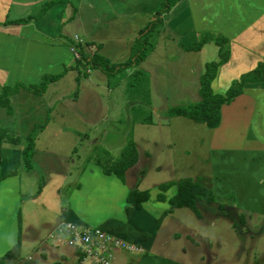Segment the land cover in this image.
<instances>
[{
  "label": "crops",
  "instance_id": "obj_1",
  "mask_svg": "<svg viewBox=\"0 0 264 264\" xmlns=\"http://www.w3.org/2000/svg\"><path fill=\"white\" fill-rule=\"evenodd\" d=\"M107 1L116 9H104V2ZM161 3L162 0H103V5H100L98 0H0V89L2 86L14 87L17 84L26 88L37 86L44 76L62 74L57 81L48 84L42 95L30 94L24 89L11 95L9 98L12 113L8 116H15L19 101L23 103L28 100L25 95L45 97L52 94L68 74L78 75L82 67L76 69L77 60L72 48L79 55L80 61L82 56L79 52L89 61H115L116 57L104 55L106 53L119 54L117 60H124V56L129 60L136 39L140 37L145 26L147 30ZM179 8L181 10L176 14ZM172 13L175 15L169 21L170 29L174 33L186 29L181 32L184 36L182 42L177 44L185 52H189L187 49L197 33L210 32L228 40L230 58L218 69L211 83L214 94L224 95L233 81L252 71L264 59V0H183L168 14L163 15V24ZM163 24L161 27L167 29ZM75 36L81 39L83 44H79L74 39ZM146 58L137 67H132L130 74L139 71ZM92 67L93 64L83 68L86 69V76L88 75L84 76V82L88 79V82H91L89 75H93L90 69ZM203 70L204 66L199 70L201 75ZM99 71L92 76L93 85L90 84V91L95 94L99 88L101 92L104 90L102 98H107L105 115L101 119L104 126L97 129L98 124L91 126L90 134L95 138L92 143L88 142L90 139L87 140L88 136L83 132L77 133L78 142L71 154L75 165L80 164L82 158V154L76 153L78 148L87 152L89 146L101 145L109 157L117 154L118 150L114 151V145L106 147V144L125 141L127 132L120 133L119 129L106 126L109 122L116 124L122 118L123 121L127 118V122H131L128 125L132 127L137 124L146 127L154 124L145 125V120L140 121V117L135 116V111H140L146 102L142 103L140 99H136L137 102L131 100L134 94L127 84L129 75H114L112 80H109L101 69ZM105 76L106 79L101 83L100 79ZM148 79L144 83L146 89L144 85L142 89L144 95L149 94L150 102L147 107L156 115L157 109L151 103V77ZM131 86L133 87V83ZM71 93L72 90L68 96L70 101L73 100ZM49 99L47 103L42 104L47 111L54 109L56 105L59 106L60 113L61 110L67 109L63 104L64 100H58L48 106ZM220 116L219 126L207 130L210 164L207 188L213 193L215 202L224 198L243 215L255 213L263 216L264 83L244 85L241 95L234 98L230 104L221 106ZM149 121L152 122L151 117ZM99 136L104 139L103 143L100 142ZM19 138L23 139L20 136ZM32 149L31 159L34 161L37 155L35 144ZM18 159V151L12 147H7V152L0 157V264H79L76 253L71 248L50 240L49 234L62 223L98 227L109 220L119 221L137 233L149 235L146 241L131 240L139 244V251L133 254L117 252L114 264L118 258L122 261L121 264H186L156 250L159 246L167 247L171 240L178 237L172 233L171 228L165 231L161 229L162 219L179 210L173 209L169 212L167 201L175 194L174 188L160 192L166 198L165 202H160L155 192L158 187L142 189L138 181L132 185L126 177L122 183L114 175H104L100 167L92 162L87 163L86 160L80 171H77L78 165L75 170L79 185L76 183L75 187H70L69 200L73 202L72 206L62 210L60 218L52 224V228L42 239L38 236L37 225H32L29 235L24 236L20 205L30 199H22L19 168L13 166V169L11 166L21 165ZM6 167L12 169L4 172ZM100 173L102 176H99ZM86 184L91 185V190L87 191ZM132 189L148 190L150 193L149 201L139 210L126 202L127 194ZM95 198L97 202L93 203ZM79 204L83 205L78 207ZM25 205L28 208V203ZM114 205L119 207L115 208ZM86 208L90 210V214L85 216L82 210ZM197 221L199 222V219ZM45 225H49L48 222ZM187 233L185 239L189 241L192 235L195 236L199 232L192 230ZM19 238V257L4 259L3 256L12 249ZM198 239L200 246L192 242L187 243L189 245L186 244L184 249H179L180 252H188L193 261H199L201 255H204H200V249L205 253L204 243L200 242L203 240ZM73 255L76 256L75 260H72Z\"/></svg>",
  "mask_w": 264,
  "mask_h": 264
},
{
  "label": "rangeland",
  "instance_id": "obj_2",
  "mask_svg": "<svg viewBox=\"0 0 264 264\" xmlns=\"http://www.w3.org/2000/svg\"><path fill=\"white\" fill-rule=\"evenodd\" d=\"M98 3L103 5V0H98ZM103 8L106 10L108 8L110 10L116 9L108 1L104 2ZM180 8L177 9L176 14L181 10ZM119 11L121 12V10ZM175 13L170 14L164 21L163 26L167 29L159 26L156 28V32L153 31L148 34V44L144 54V58H147L139 71L130 74L131 67L114 74L129 75L130 80L127 84L132 88V94H134V98L131 96V100L137 102L136 99H140L139 101L142 103L146 102L140 111H135V116L140 117V121L141 119L149 121V117H151L152 122H146L145 125L154 123L147 127L139 124L132 127V125H128L131 122H127V118L124 121L122 118L116 124L109 122L106 125L112 129H119L120 133L127 132L125 141H109L110 143L106 144V147L114 145L115 152L118 150L115 156L112 155V158L116 159L119 156L128 140L135 142L140 163H136L125 173V177L132 185L137 184L138 181L142 189L150 190L162 184L177 183L184 178L206 188L208 186L210 172L208 129L190 120L173 116L171 110L181 107L187 108L199 102V82L201 81L199 70L211 63L217 56L211 46L195 53L185 52L183 48L177 45L182 42L184 36L181 32H185L186 29L175 33L170 29L171 22L169 23V21ZM145 31L146 26L141 34ZM200 34H196L193 42L199 41ZM104 55L116 57L115 61H108L112 65L119 64L122 66L128 60L125 59V56L124 60H117L119 54L116 53ZM90 69L93 73L92 76L100 72V68L96 66ZM85 70L82 68L75 76L68 74L66 79L56 87L57 89L45 97L25 95L28 100L23 103L18 102L13 117H9L5 109H0V133L7 135V138L0 140V157L7 152V147H12L18 151V161L21 165L11 166L19 168L22 199H30L26 202L28 208H26V203L20 205L24 236L29 235V229L32 225L39 226L38 236L41 239L46 236L52 228V224L60 218L62 210L69 209L73 204L69 200L70 187H75L76 183L79 185L78 174L76 175L75 172L77 165V171H80L88 157H95L96 151L103 150L101 145L89 146L87 152L78 148L76 153L82 154L81 163L75 165L72 162L71 154L78 142L77 133L83 132L84 135L88 136L87 140L90 139L88 142L92 143L95 138L90 134L91 126L98 124L96 129L104 126L101 119L105 115L104 109L107 98H102L104 97V90L102 93L100 88L97 93H91L92 76L89 75L91 77L90 83L88 82L89 79L84 82ZM114 75H107V77L112 80ZM148 77H151L153 85L151 86L153 93L151 103L157 109L156 115L152 114L147 107L150 102L149 94L145 93L144 95L142 89L144 83L149 80ZM104 79L106 76L102 77L100 82L103 83ZM132 83L133 87L131 86ZM144 89H146L145 85ZM71 90L72 101L68 98ZM48 99L50 100L48 106L58 100H64L63 104L67 109L61 110L60 113L59 106L56 105L54 109L47 111L42 104L47 103ZM43 126L45 127L41 132ZM19 136L23 139L20 140ZM9 137L19 139V142L13 144L9 141ZM99 139L103 143L104 139H101L100 136ZM30 144L32 147L35 144L37 155H35L34 161L30 157L28 163L32 171L27 172L29 169L28 164H26L27 158L23 156V150ZM14 167L13 169H15ZM10 169L12 168L6 167L4 172ZM99 176H102V173ZM98 182L102 181L98 180ZM85 186H87V191L91 190L90 184ZM173 188L176 193V186ZM92 190L96 189L92 188ZM155 192L157 195L161 194L158 189ZM84 201L86 202V199ZM92 202L96 203L97 198ZM219 202L208 205L202 199L196 200V207L201 216L199 222L196 215L188 209H179L172 215L163 218L161 229L165 231L171 228L173 229L172 233L178 237L171 240L167 247L159 246L156 250L186 264H264V215L255 213L243 215L225 199V208L219 210ZM82 205L79 204L78 207ZM118 207L115 206V208ZM82 211L85 216L90 214V210L88 211L87 208ZM26 215L27 217H25ZM46 222L49 225H45ZM192 230L199 233L195 236L192 235V238L187 241L185 236H188L187 232ZM198 238L203 240L200 242L204 243L203 250L205 253H202V249H197L200 255H204H201L199 261H193L188 252L183 253L179 249H184L187 243L192 242L196 246H200L199 241H197ZM197 250H195L196 253ZM75 258L76 256L73 255L72 260ZM121 262L118 258L116 264H121Z\"/></svg>",
  "mask_w": 264,
  "mask_h": 264
},
{
  "label": "trees",
  "instance_id": "obj_3",
  "mask_svg": "<svg viewBox=\"0 0 264 264\" xmlns=\"http://www.w3.org/2000/svg\"><path fill=\"white\" fill-rule=\"evenodd\" d=\"M183 0H162L161 9L155 14L153 21L150 22L145 33L141 34L140 37L135 41L133 46L132 57L125 62L122 66L119 64L112 65L106 60H101L97 62L96 60L89 61L87 57L84 56L82 52L79 54L82 56V60H77L76 69L79 70L85 68L89 65H94L99 67L101 71L108 75H114L119 71L126 70L131 67H137L142 63L145 57V50L148 44L147 35L156 28L163 24V15L168 14L178 3ZM26 20H24L25 22ZM213 47L216 59L212 60L204 66V71L201 75V81L199 82L200 88V100L196 105L187 108H176L171 110L173 116L184 118L190 120L191 122L203 125L207 129L217 128L220 124V108L222 105L230 104L234 98L241 95L243 92L244 85L246 84H262L264 83V59L257 64V66L250 72H247L231 83L229 88L225 91L224 95L214 94L211 90V83L215 79L217 71L220 67L225 65L230 58L229 42L223 36H215L210 32H203L200 34V39L197 42H193L189 45L187 51L189 52H200L205 47ZM62 74L58 75H47L43 77L42 82L37 86H30L28 88L17 84L14 87L2 86L0 89V109H5L6 113L10 115L12 113L11 106L9 103V97L19 90L24 89L27 93L42 95L45 93L48 84L57 81ZM150 123V121L145 120ZM7 135L0 133V140H3ZM7 138V137H6ZM28 138V137H27ZM30 140V138H28ZM9 141L13 144H17L19 139H11ZM32 145H28L26 149L23 150V156L27 158L26 164H28V169L30 170V165L28 163L31 153ZM28 154V155H27ZM138 161V154L136 152V146L134 141L128 140L125 147L120 152L116 159L109 157V154L104 150L96 151L95 157L87 158V163H94L101 168L102 173L106 176L114 175L120 182L124 183L125 173L136 165ZM176 186V193L168 199L167 203L170 207L169 212L173 209H188L196 215V218L200 219V213L196 207V200L202 199L205 204H213L215 198L213 193L208 190V188L203 185L193 182L190 179H181L179 182H170L167 184H162L158 187L161 193L166 192L171 187ZM150 199V193L148 190L139 191L136 189L130 190L126 197V202L134 209H141L143 204L147 203ZM157 200L160 202H165L166 198L163 194L157 195ZM224 198L220 200L218 204V209L223 210ZM126 214H129V208L126 209ZM102 230H111L116 233H123L129 240L139 239L141 241H146L149 235L145 233H137L130 226L123 224L116 220H109L103 225L98 226ZM20 229V220H19ZM20 238L18 242L9 250L4 256V259H17L20 254Z\"/></svg>",
  "mask_w": 264,
  "mask_h": 264
},
{
  "label": "built area",
  "instance_id": "obj_4",
  "mask_svg": "<svg viewBox=\"0 0 264 264\" xmlns=\"http://www.w3.org/2000/svg\"><path fill=\"white\" fill-rule=\"evenodd\" d=\"M74 39L83 44L78 37ZM76 60H80L75 49H71ZM48 238L71 248L79 264H114L117 252L137 253L139 244L128 240L124 234L99 227L80 226L72 223L60 224Z\"/></svg>",
  "mask_w": 264,
  "mask_h": 264
}]
</instances>
